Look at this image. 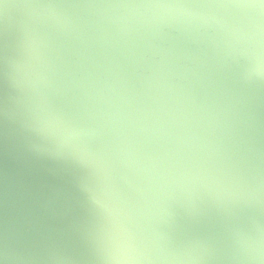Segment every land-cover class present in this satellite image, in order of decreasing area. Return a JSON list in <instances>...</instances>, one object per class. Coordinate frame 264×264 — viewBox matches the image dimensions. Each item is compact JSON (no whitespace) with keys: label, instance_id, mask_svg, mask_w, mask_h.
Listing matches in <instances>:
<instances>
[{"label":"water","instance_id":"water-1","mask_svg":"<svg viewBox=\"0 0 264 264\" xmlns=\"http://www.w3.org/2000/svg\"><path fill=\"white\" fill-rule=\"evenodd\" d=\"M248 2L0 0L4 264H247L264 244Z\"/></svg>","mask_w":264,"mask_h":264},{"label":"clouds","instance_id":"clouds-1","mask_svg":"<svg viewBox=\"0 0 264 264\" xmlns=\"http://www.w3.org/2000/svg\"><path fill=\"white\" fill-rule=\"evenodd\" d=\"M126 7L141 8H169L173 5L167 4H143V5H126ZM245 41L251 46V56L257 65V75H264L260 69L264 68V21L257 19L252 25V30L244 37ZM4 259H7L5 257ZM4 259H0V264H4ZM247 264H264V244L256 243L253 250L244 257ZM115 264H133L130 258L117 257ZM139 264V259L135 261Z\"/></svg>","mask_w":264,"mask_h":264},{"label":"snow or ice","instance_id":"snow-or-ice-1","mask_svg":"<svg viewBox=\"0 0 264 264\" xmlns=\"http://www.w3.org/2000/svg\"><path fill=\"white\" fill-rule=\"evenodd\" d=\"M248 7H264V0H250V2L242 5Z\"/></svg>","mask_w":264,"mask_h":264}]
</instances>
